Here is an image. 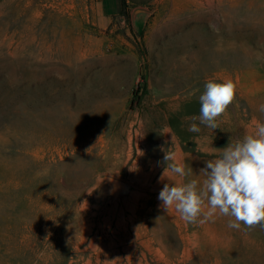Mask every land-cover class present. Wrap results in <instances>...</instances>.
<instances>
[{
  "label": "rangeland",
  "instance_id": "rangeland-1",
  "mask_svg": "<svg viewBox=\"0 0 264 264\" xmlns=\"http://www.w3.org/2000/svg\"><path fill=\"white\" fill-rule=\"evenodd\" d=\"M98 2L0 0V264H264V228L158 200L165 149L202 181L264 122V0H155L108 29ZM227 79L219 128L189 132Z\"/></svg>",
  "mask_w": 264,
  "mask_h": 264
},
{
  "label": "clouds",
  "instance_id": "clouds-1",
  "mask_svg": "<svg viewBox=\"0 0 264 264\" xmlns=\"http://www.w3.org/2000/svg\"><path fill=\"white\" fill-rule=\"evenodd\" d=\"M236 93L237 85L231 79L206 82L199 96V116L189 118L193 122L188 131H201L197 120L213 131L218 129V121L233 104ZM259 111L264 113V104ZM216 150L219 155L206 160L196 175L203 177L202 181L194 178L187 182L184 178L193 175L192 168L177 159L174 152L164 150L166 166L160 179L171 173L180 180L163 185L158 195L160 207L165 212L174 208L187 223L203 224L226 216L231 218L228 227L233 229L239 230L241 225L264 228V122L256 121L253 130L242 139H231L227 147Z\"/></svg>",
  "mask_w": 264,
  "mask_h": 264
},
{
  "label": "crops",
  "instance_id": "crops-1",
  "mask_svg": "<svg viewBox=\"0 0 264 264\" xmlns=\"http://www.w3.org/2000/svg\"><path fill=\"white\" fill-rule=\"evenodd\" d=\"M155 0H99L97 8V25L102 29L111 27L115 19L122 15L125 9L146 8Z\"/></svg>",
  "mask_w": 264,
  "mask_h": 264
},
{
  "label": "trees",
  "instance_id": "trees-1",
  "mask_svg": "<svg viewBox=\"0 0 264 264\" xmlns=\"http://www.w3.org/2000/svg\"><path fill=\"white\" fill-rule=\"evenodd\" d=\"M122 13H125V10Z\"/></svg>",
  "mask_w": 264,
  "mask_h": 264
}]
</instances>
